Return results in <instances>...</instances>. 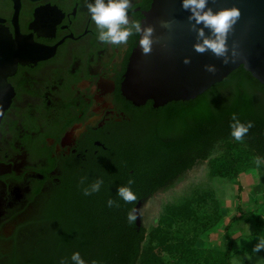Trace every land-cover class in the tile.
<instances>
[{"label":"flooded vegetation","instance_id":"1","mask_svg":"<svg viewBox=\"0 0 264 264\" xmlns=\"http://www.w3.org/2000/svg\"><path fill=\"white\" fill-rule=\"evenodd\" d=\"M153 1L133 0L131 19L143 21ZM0 25L19 52L44 55L7 77L13 95L0 116V264H8L49 251L52 214L92 199L82 195V178L123 181L130 146L159 134L173 101L155 107L127 98L139 35L119 47L102 44L85 0H0ZM151 197L139 200L138 230L147 228Z\"/></svg>","mask_w":264,"mask_h":264},{"label":"trees","instance_id":"2","mask_svg":"<svg viewBox=\"0 0 264 264\" xmlns=\"http://www.w3.org/2000/svg\"><path fill=\"white\" fill-rule=\"evenodd\" d=\"M172 105L170 120L159 127L158 135H148L130 146L123 181L104 184L87 205L82 196L75 206L59 207L52 214L56 231L49 251L8 264H61L62 260L70 264L74 251L89 264L93 259L101 264H233L239 239L235 223L253 218L257 228L248 237H264L260 208L247 215L239 206L241 213L231 217L224 228L227 247L206 242L199 246L203 235L208 237L225 222L223 204L214 191L168 205L157 225L149 229L138 230L128 223L127 215L139 200L175 186L206 161L211 177L231 179L242 190L241 175L259 170L255 160L264 158V84L244 66L197 98L173 101ZM233 115L253 124L241 142L230 135ZM129 179L137 200L125 203L117 188ZM110 198L119 201L120 207H107Z\"/></svg>","mask_w":264,"mask_h":264},{"label":"water","instance_id":"3","mask_svg":"<svg viewBox=\"0 0 264 264\" xmlns=\"http://www.w3.org/2000/svg\"><path fill=\"white\" fill-rule=\"evenodd\" d=\"M209 3L214 9L234 4L240 7V20L228 40L230 47L233 42L238 44L242 53L239 58L224 65L211 52L196 53L192 47L195 32L187 20L188 13L180 7V0H154L143 20L155 28L153 50L144 55L139 43L135 48L123 86L128 99L137 105L151 99L155 107L171 101L192 100L241 66L264 84V0H209ZM17 43L0 25V116L13 95L7 77L14 73L19 62L44 57L19 52ZM184 56L191 57V64L183 63ZM208 63L216 64L217 73L204 69ZM141 205L139 202L135 212Z\"/></svg>","mask_w":264,"mask_h":264},{"label":"clouds","instance_id":"4","mask_svg":"<svg viewBox=\"0 0 264 264\" xmlns=\"http://www.w3.org/2000/svg\"><path fill=\"white\" fill-rule=\"evenodd\" d=\"M85 6L92 23L95 25L96 39L99 42L119 47L127 44L130 37L139 35L138 43L142 53L148 55L152 52L155 28L152 24H145L139 19H131L133 0H85ZM180 7L188 13L187 20L192 31L195 32V42L192 47L196 53L211 52L224 65L234 63L239 58L242 53L238 44L233 42L230 47L228 43L229 36L234 32L241 17L239 6L234 4L214 9L210 6L209 0H180ZM165 26H168V22H165ZM191 62L190 56L183 57L185 65H189ZM204 69L212 74L218 71L214 63L205 64ZM252 127L251 121L241 122L233 115L230 135L235 141L241 142ZM262 164H264V158L257 157L255 165L260 167ZM86 180L87 177L81 179L84 196L99 193L105 183L103 178H97L91 183H86ZM132 184L133 181L129 179L126 185L117 188L118 197L125 203H132L137 200ZM107 207L118 208L120 203L110 198L107 200ZM137 219L135 210L129 211L128 223L135 224ZM262 251H264V237H257L253 252L260 253ZM69 259L70 264H89L79 251H74ZM61 264H69V261L62 260ZM90 264H101V262L93 259Z\"/></svg>","mask_w":264,"mask_h":264},{"label":"rangeland","instance_id":"5","mask_svg":"<svg viewBox=\"0 0 264 264\" xmlns=\"http://www.w3.org/2000/svg\"><path fill=\"white\" fill-rule=\"evenodd\" d=\"M240 182L242 190H239L237 182L231 179L211 177L209 163L206 161L189 171L183 180L175 186L160 191L148 199L144 206L147 228L157 225L159 218L165 213L168 205H178L196 195L214 191L223 204L225 222H223L224 225L221 229L214 231L208 237L203 235L198 245L203 246L206 242L209 246L225 249L227 244L224 238V228L231 217L241 213L238 210L239 206L242 212L247 215H251L253 210L260 208L259 218L264 223V164L259 167V170L243 173ZM256 228V222L253 218H250L249 221L240 220L233 226L234 233L239 236L235 246L236 253L232 258L233 264H264V251L260 253L253 252L257 239L248 237L256 231ZM54 232L50 234V238ZM26 239L25 243H28Z\"/></svg>","mask_w":264,"mask_h":264},{"label":"crops","instance_id":"6","mask_svg":"<svg viewBox=\"0 0 264 264\" xmlns=\"http://www.w3.org/2000/svg\"><path fill=\"white\" fill-rule=\"evenodd\" d=\"M235 214V213H234Z\"/></svg>","mask_w":264,"mask_h":264}]
</instances>
